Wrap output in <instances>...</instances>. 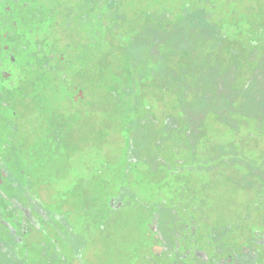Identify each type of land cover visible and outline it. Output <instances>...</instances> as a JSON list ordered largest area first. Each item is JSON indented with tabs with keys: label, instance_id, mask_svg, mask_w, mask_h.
<instances>
[{
	"label": "flooded vegetation",
	"instance_id": "flooded-vegetation-1",
	"mask_svg": "<svg viewBox=\"0 0 264 264\" xmlns=\"http://www.w3.org/2000/svg\"><path fill=\"white\" fill-rule=\"evenodd\" d=\"M157 1L128 21L120 0H0V264H30L33 234L39 264H264V0H227L230 28L218 0ZM110 34L128 61L103 103L124 124L118 166L94 97L78 109Z\"/></svg>",
	"mask_w": 264,
	"mask_h": 264
},
{
	"label": "rangeland",
	"instance_id": "rangeland-1",
	"mask_svg": "<svg viewBox=\"0 0 264 264\" xmlns=\"http://www.w3.org/2000/svg\"><path fill=\"white\" fill-rule=\"evenodd\" d=\"M124 4L125 12L127 14V19L129 21V18H135L136 15H138V11L140 10V7L147 8L150 4V0H120ZM175 2V0H158L157 2L159 3L158 6L160 9H167L168 6L170 5L171 2ZM201 1V0H200ZM194 2V1H193ZM227 0H219L217 1V6L218 10L215 12L211 10V7L216 4L214 1H210L208 3H205V5H201L200 7H205L206 9L203 8H194V9H200L203 13H205L207 16H210L213 12V15H216L217 17H224L226 22L229 24H225L228 28H230V24H235L237 21V17H234L232 15V8L231 6L227 5ZM122 6V4H120ZM142 5V6H140ZM221 8V10H220ZM247 8L239 7L238 9V15L244 17H259L258 14H254L253 16L246 11ZM126 22L125 24V29L129 25V22ZM224 24V22L222 21ZM119 37H114L111 34L107 37V39H104L102 44L100 42H97L100 44L101 49L104 51V53H115V56L112 57L111 54L108 56H103V55H97L95 54V59H94V75H95V80L94 83L86 85L87 79L85 76L89 73L86 74V70L84 69L83 74L84 75H79V83L83 85V88L86 92V95L88 94V97L85 98V101L83 102V105H79L78 109L81 111L87 110V101L90 100L93 103V97H94V107L92 108L93 111V118H94V131H95V138L96 141L99 137V135L104 132L105 134V139L108 140V142L104 143H98L96 142V147H100V153L103 155L108 156L109 160L111 161L112 165L118 166V164L121 162V154L122 151L124 150L126 144H125V138H124V131L123 127L124 124L120 121V118H118L116 115H112L111 117H108L107 114L104 113L103 111V103L106 99L109 97V92L116 89L117 83L122 80L123 76L120 73V69H116L117 67H128V61L127 59L121 56V51L124 45V42H116V39ZM106 41V42H105ZM59 43L63 44L62 39H59ZM97 44V45H98ZM106 46V48H103ZM100 49V47H97V50ZM110 67V74H108L107 69ZM87 77V76H86ZM116 83V84H115ZM94 86V87H93ZM94 90V91H93ZM152 96L147 95L146 101L143 102L145 103L144 105H151L152 106V115L155 119L163 122L169 114H174V112L168 111V104L169 102H156L154 99L158 98L155 97L154 91H152ZM68 102V101H67ZM114 113V112H112ZM150 132L151 136H155V132L161 130V127H152L150 126ZM222 132H224L222 130ZM218 137H221L220 135H217ZM222 139L224 140V136L222 135ZM164 140L165 141V148H168L171 146V142L169 141L170 136L169 135H160L158 138L155 139ZM220 139V138H217ZM156 143V142H155ZM100 145V146H99ZM169 145V146H167ZM255 148V157L259 158V153L260 150H264V140L262 141H256L255 144H253ZM97 149V148H96ZM98 150V149H97ZM139 172L141 173L142 177L144 175V167L139 168ZM140 178L138 177L137 180ZM111 192L114 190V187L111 185ZM40 189V190H39ZM38 190L41 192L42 198H44L46 204H48L50 207H54L56 204L54 195L56 193V188L54 185L51 186H46V187H40ZM149 193V192H145ZM80 220V218H79ZM32 236H36L35 240L36 242L32 241ZM31 237V238H30ZM29 237L31 240L29 244H27V248L29 247L30 249V254L34 257V260L30 261V264H39V259H38V252L36 250H40L39 248V243L44 240V237L40 234H33ZM95 256V253L92 254Z\"/></svg>",
	"mask_w": 264,
	"mask_h": 264
}]
</instances>
